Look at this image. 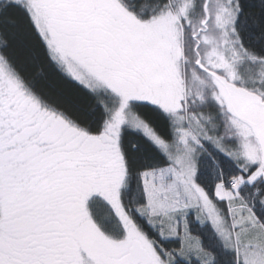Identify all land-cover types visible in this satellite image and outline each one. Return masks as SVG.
<instances>
[{"label": "snow or ice", "instance_id": "obj_1", "mask_svg": "<svg viewBox=\"0 0 264 264\" xmlns=\"http://www.w3.org/2000/svg\"><path fill=\"white\" fill-rule=\"evenodd\" d=\"M0 264H264V0H0Z\"/></svg>", "mask_w": 264, "mask_h": 264}, {"label": "trees", "instance_id": "obj_2", "mask_svg": "<svg viewBox=\"0 0 264 264\" xmlns=\"http://www.w3.org/2000/svg\"><path fill=\"white\" fill-rule=\"evenodd\" d=\"M47 86L50 87L52 90H65L68 91L67 84L58 76L51 75L50 79L47 83Z\"/></svg>", "mask_w": 264, "mask_h": 264}]
</instances>
